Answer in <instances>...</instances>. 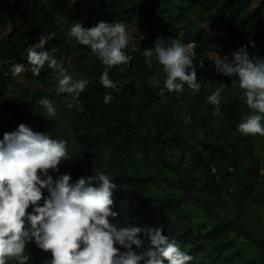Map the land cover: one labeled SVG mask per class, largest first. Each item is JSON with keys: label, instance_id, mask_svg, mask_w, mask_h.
I'll use <instances>...</instances> for the list:
<instances>
[{"label": "trees", "instance_id": "1", "mask_svg": "<svg viewBox=\"0 0 264 264\" xmlns=\"http://www.w3.org/2000/svg\"><path fill=\"white\" fill-rule=\"evenodd\" d=\"M64 9V0H0V139L4 132L14 131L21 123L43 133L41 118L45 109L38 101L47 97L58 102L63 124L73 133L78 146L69 153L71 159L59 166V172H52L54 179L70 173L71 182H75L100 171L111 176L116 184L112 210L119 213L113 223L143 228L163 226V234L193 257L189 264H264V240L242 219L245 198L235 217L212 213V219L198 223L191 210V201L201 200L203 190L218 198L223 182L231 179H239L244 188L253 190L252 179L260 164L254 136L230 137L228 144L205 137L196 143L185 136L179 119L183 100L189 101L190 114L210 129L218 123L230 130L252 114L243 102L238 79L216 71L214 61L218 54L223 56L219 49L205 43L203 30L207 25L223 30L230 37L231 49L238 41L253 42L247 48L250 57L264 59V0H75L70 17ZM99 21H123L128 25L126 30L131 26L146 30L165 27L171 40L184 44L194 41L192 59L202 84L200 91L192 94V101V90L187 85L182 93L165 90L164 96L159 95L164 82L153 76L162 66L153 58L149 68L143 49L128 44L125 51L133 57L130 64L113 66L109 71V78L119 82L116 89L100 83L105 66L98 59L84 74L77 75L76 80L88 79L90 83L78 100L73 94L72 103L62 100L63 93L56 94L61 74L47 63L40 75L34 76L43 87L12 93L16 59L30 67L26 49L38 43L42 35L54 33L55 38L43 50L50 51L59 62L64 58L68 61L74 56L75 39L70 35L73 24L79 22L89 28ZM157 38L148 37L145 41L151 48ZM228 57L231 59V54ZM221 84L226 87L216 107L208 103L207 97ZM106 94L113 96L108 104L103 102ZM81 106L83 111L78 110ZM197 109L203 114H198ZM174 149L190 151V163L171 160L168 153ZM242 160L247 167L241 174ZM197 171L201 174L197 175ZM162 182L175 189H153ZM43 191L47 196V191ZM239 233H246L257 245V254L247 256L236 247L233 235ZM141 238L146 249L149 241L143 233ZM26 252L30 255L29 264H43L51 259V253L42 251L34 242L27 245ZM9 264L15 262L10 260Z\"/></svg>", "mask_w": 264, "mask_h": 264}, {"label": "clouds", "instance_id": "2", "mask_svg": "<svg viewBox=\"0 0 264 264\" xmlns=\"http://www.w3.org/2000/svg\"><path fill=\"white\" fill-rule=\"evenodd\" d=\"M127 27L123 21H99L89 28L75 22L70 28L71 37L90 48L105 66L100 76L105 88L116 89L119 83L109 78L111 68L127 67L133 59L125 51L129 44ZM53 38L54 33L42 35L38 43L27 48L30 67L17 63L12 68L13 76L26 71L39 76L47 63L50 69L61 74L56 94H74L78 100L90 81H74L56 57L43 50ZM193 47L178 39L166 41L158 37L151 48L143 50L147 66L151 68L155 58L166 74L159 95L164 96L165 90L182 93L185 85L193 94L200 91L202 84L198 82L192 59ZM214 63L219 74L238 79L243 102L252 110L238 124V131L245 136L264 137V59L250 57L247 48L241 47L231 54V59L218 54ZM225 87L221 84L212 92L207 97L208 103L219 107ZM112 100L111 94L103 97L105 104ZM38 104L48 117L56 115L57 108L49 98L41 97ZM78 110L83 111L82 106ZM69 159L67 141L33 131L24 123L14 131L3 133L0 139V264H9L10 260L15 264H29L26 247L32 242L51 253V259L43 264H189L193 257L163 234V226L143 228L113 223L119 213L112 210L116 184L111 176L100 171L75 182H71L70 173L54 179L50 170L59 172V165ZM142 233L149 241L146 249H143Z\"/></svg>", "mask_w": 264, "mask_h": 264}, {"label": "rangeland", "instance_id": "3", "mask_svg": "<svg viewBox=\"0 0 264 264\" xmlns=\"http://www.w3.org/2000/svg\"><path fill=\"white\" fill-rule=\"evenodd\" d=\"M66 16L70 17L73 7H75V0H64ZM199 22V21H198ZM197 22V23H198ZM196 23V24H197ZM127 31L130 45H137L143 50L150 48L145 41L148 37L164 36L167 40H171L172 37L168 29L160 27L159 29H142L138 26H131ZM204 31V41L212 47H216L220 51H228L231 48L230 37L225 32L217 27L207 25ZM99 58L93 54L87 46L80 45L76 40L74 44V56L70 59L64 58V61L60 62L66 66V73L73 77L75 81L79 73L84 72L91 66L93 61H97ZM23 64L21 59H16L15 65ZM154 79L164 82L166 74L163 71V67L153 76ZM13 82L10 85L12 93H21L35 87H43L39 83L34 75L30 71L21 73L20 75L13 76ZM49 88L47 85H44ZM56 88L58 85L55 86ZM192 94L189 96L191 99ZM63 99L69 103L74 101L73 94H64ZM192 101V99L190 100ZM188 100H183L179 106V119L183 125L185 136L193 142L198 143L199 139L209 137L213 141L225 142L231 138L242 135L238 131V127L232 129H224L218 123H214V128L203 126L201 122L190 114L188 110ZM57 112L53 117H48L46 110H44L41 118L44 123V132L51 138L63 139L67 141V150L70 153L78 146L77 141L73 133L67 128L61 119V112L59 110V103H54ZM194 104V103H193ZM198 114H203V111L197 109ZM234 140V139H233ZM255 145V151L259 158V172L253 177L252 184L253 190L246 186L244 188L243 183L239 179H231L222 184V192L218 198H214L203 190L202 198L199 201H191V210L193 211V220L198 223H203L206 220L212 219V213L225 215L229 217H235L240 208V201L245 198L243 205L242 219L245 225L261 240H264V137L256 135L253 137ZM168 157L175 162H183L189 164L192 158V154L188 150L174 149L170 150ZM66 161V160H65ZM63 161L62 163H64ZM61 163V164H62ZM60 164V165H61ZM59 165V166H60ZM247 164L242 160L240 162V173L242 174ZM50 174H52L50 170ZM201 171H197V175H200ZM217 179H221L220 175H217ZM153 189L158 192H167L174 190V187L168 186L166 183H159L153 186ZM233 241L237 248H239L245 255L253 256L258 253L257 245L248 237L246 233H239L233 235Z\"/></svg>", "mask_w": 264, "mask_h": 264}, {"label": "built area", "instance_id": "4", "mask_svg": "<svg viewBox=\"0 0 264 264\" xmlns=\"http://www.w3.org/2000/svg\"><path fill=\"white\" fill-rule=\"evenodd\" d=\"M193 44V53L195 52V42L194 41H191V42H189V43H186L185 45H187V44ZM254 43L253 42H237V46L236 47H234V48H232L231 50H228V51H221V54H222V56L224 57L225 55H227V56H229L230 54H232L234 51H236V50H238L239 48H241V47H246V48H248L249 46H251V45H253ZM252 58H256V56L255 55H253V57Z\"/></svg>", "mask_w": 264, "mask_h": 264}]
</instances>
